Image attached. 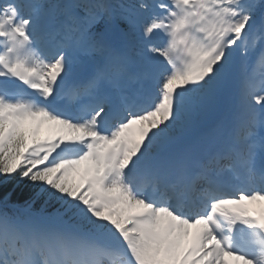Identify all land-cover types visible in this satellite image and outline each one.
Masks as SVG:
<instances>
[{
	"label": "snow or ice",
	"instance_id": "snow-or-ice-1",
	"mask_svg": "<svg viewBox=\"0 0 264 264\" xmlns=\"http://www.w3.org/2000/svg\"><path fill=\"white\" fill-rule=\"evenodd\" d=\"M0 264H264V0H0Z\"/></svg>",
	"mask_w": 264,
	"mask_h": 264
},
{
	"label": "rangeland",
	"instance_id": "rangeland-1",
	"mask_svg": "<svg viewBox=\"0 0 264 264\" xmlns=\"http://www.w3.org/2000/svg\"><path fill=\"white\" fill-rule=\"evenodd\" d=\"M253 208H254V210H255V209H256V206L254 205Z\"/></svg>",
	"mask_w": 264,
	"mask_h": 264
}]
</instances>
